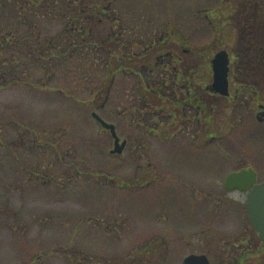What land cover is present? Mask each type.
<instances>
[{
	"label": "rangeland",
	"instance_id": "1",
	"mask_svg": "<svg viewBox=\"0 0 264 264\" xmlns=\"http://www.w3.org/2000/svg\"><path fill=\"white\" fill-rule=\"evenodd\" d=\"M25 1L0 0V34L28 33L37 23L43 38H55L64 24L39 21ZM118 2L151 28L180 20L181 33L190 34L191 21L196 48L213 39L212 31L208 20L188 19L220 4ZM87 77L38 62L31 66L37 86L0 91V264H108L133 256L145 264H183L192 254L233 264L242 250L252 255L242 264H257L254 253L263 248L248 220L247 193L223 185L226 176L247 167L264 181V122L219 108L209 145L196 149L186 135L169 146L145 137L114 113L104 120L115 125L118 137L139 138L146 148L139 153L128 145L113 153L111 134L91 115L93 77ZM14 122L21 123L23 143ZM36 140L41 146L32 149Z\"/></svg>",
	"mask_w": 264,
	"mask_h": 264
},
{
	"label": "trees",
	"instance_id": "2",
	"mask_svg": "<svg viewBox=\"0 0 264 264\" xmlns=\"http://www.w3.org/2000/svg\"><path fill=\"white\" fill-rule=\"evenodd\" d=\"M24 3L31 7V13L39 21L64 25L55 38H43L37 23L31 25L28 33L0 34V55H3L0 60V91L14 86L30 89L37 86L31 81V66L35 63L55 65L56 68L65 65L66 70L78 74L81 79H89L88 74L93 77L91 106L104 119L114 113L118 118L132 113L135 126L146 119L152 126L149 130L156 134L155 115L159 106L169 109L175 106L174 89L164 86V83L187 84L193 81L186 70L178 74L163 70L162 62L157 59L160 49L154 43L163 27L151 28L148 19L134 17L123 9L118 0H28ZM131 28L138 31L131 32ZM103 30L106 32L100 34ZM143 35L150 38L145 40ZM214 46V43L206 42L197 50L200 55L196 66L215 53ZM203 77L204 74L197 72L194 82H203ZM195 89L197 95L198 88ZM219 98L213 99L217 101L213 108L220 104ZM111 99H115L114 105L110 104ZM14 124L21 135L19 141L23 143L26 138L19 129L21 123ZM38 142L41 146V142L36 140L31 148L37 149ZM135 142V151L142 153L144 144L139 138ZM45 145L51 146L49 143ZM53 151L56 158L63 161V152L57 147ZM254 254H257L256 263L264 264V249ZM251 256L246 255L242 263L249 261ZM139 258L142 257L133 256L122 263L109 260L108 264H145ZM106 262L99 260L98 264ZM235 262V258L231 260V263Z\"/></svg>",
	"mask_w": 264,
	"mask_h": 264
},
{
	"label": "flooded vegetation",
	"instance_id": "3",
	"mask_svg": "<svg viewBox=\"0 0 264 264\" xmlns=\"http://www.w3.org/2000/svg\"><path fill=\"white\" fill-rule=\"evenodd\" d=\"M188 20L194 23L196 20H208L207 25L210 26L213 35V39L208 42L214 43L215 53L223 50L227 52L229 57L228 95L211 91L212 56L208 55L206 62L202 64L199 62L196 66L197 56L200 55V51L197 50L201 48L195 46V38L192 35L193 23L188 22L189 25L191 23L190 34L188 32L190 29L187 33H181L180 27L184 23L179 22L180 20L168 23L160 30L161 35L154 41L160 49L157 59L162 62L164 71L178 74L186 70L193 81L187 84L164 83V86L174 89L175 106L170 109L159 106L155 115L156 134L149 130L152 126L148 125L146 119H142L137 126L141 129L143 136H155L158 141L167 146L174 144L175 139L180 135H186L193 139L188 141L190 147L206 149L210 143L209 140L212 139L211 122L216 116V114L213 115L215 108H217L216 113L219 108H223L225 114L228 111L232 112L234 118H247L255 114L258 121L261 118L260 122H264V0H220L216 10L207 12L205 15L196 12L195 17ZM137 31L138 29L131 28V32ZM225 43L227 47L224 46ZM163 70L160 71L164 73ZM197 72L204 74L203 82H194ZM195 87L198 88L197 95ZM215 97H220V104H216L213 108V104L217 103L216 100L213 101ZM133 118L132 113L128 115L126 128L135 126ZM199 139H201L200 144H197L196 141ZM120 141L125 142L124 150L131 145L135 151V141L125 138L121 140V137ZM141 143H143L142 140ZM143 144L146 148L145 143ZM257 182H263L259 179V173ZM250 190L251 188L243 192L248 196ZM256 247L259 248V246ZM261 248H263L262 243ZM246 255L244 250L240 251V258L234 264H242ZM209 261L213 264L211 258Z\"/></svg>",
	"mask_w": 264,
	"mask_h": 264
},
{
	"label": "water",
	"instance_id": "4",
	"mask_svg": "<svg viewBox=\"0 0 264 264\" xmlns=\"http://www.w3.org/2000/svg\"><path fill=\"white\" fill-rule=\"evenodd\" d=\"M213 67V83L211 91L221 95H228L229 89V57L226 51H219L212 59ZM92 117L105 130H109L114 139L113 153L121 154L125 147V142L120 143V138L116 133L115 125L106 122L96 112L92 113ZM261 121V118H259ZM257 172L250 169H243L239 172L229 174L225 180V189L241 191L251 188L247 197L248 219L255 231L258 233L260 240L264 246V181L258 183ZM184 264H210L206 255H189Z\"/></svg>",
	"mask_w": 264,
	"mask_h": 264
}]
</instances>
